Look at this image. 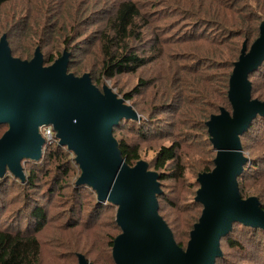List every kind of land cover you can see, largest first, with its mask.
<instances>
[{
    "label": "water",
    "instance_id": "water-1",
    "mask_svg": "<svg viewBox=\"0 0 264 264\" xmlns=\"http://www.w3.org/2000/svg\"><path fill=\"white\" fill-rule=\"evenodd\" d=\"M43 61L38 46L29 60L12 56L6 35L0 37V124L7 125L0 137V177L8 170L23 181L22 162L41 159L40 129L51 126L57 145L74 154L80 171L76 184L91 187L98 202L116 206L120 233L112 242L114 264H215L222 255L220 239L233 223L264 229L258 198H242L237 181L248 161L241 136L264 115V101L251 97L248 79L264 61V19L258 37L249 47L242 42L233 63L227 92L231 111L220 107L206 122L214 167L196 178L194 201L202 210L185 248L158 212L159 173L142 159L127 164L113 135L123 118L142 117L109 86L93 84L90 73L68 72L66 52L49 65ZM77 264L93 263L77 254Z\"/></svg>",
    "mask_w": 264,
    "mask_h": 264
},
{
    "label": "rangeland",
    "instance_id": "rangeland-1",
    "mask_svg": "<svg viewBox=\"0 0 264 264\" xmlns=\"http://www.w3.org/2000/svg\"><path fill=\"white\" fill-rule=\"evenodd\" d=\"M136 1L141 13L149 23L143 28L142 42L133 43L134 49L151 57L149 49L153 44L154 37L159 34L164 40L162 53L155 55L147 65L139 68L135 73H123L113 78H103L98 86L101 89L103 85H107L122 98L125 93L132 94L133 97L126 102L133 104L142 116L141 124L126 122L115 129L114 135L118 140L137 145L139 159L148 162L149 166L152 167L151 161L160 145H168L174 140L182 143L180 153L184 160L183 163L186 165L185 182L184 184L176 183L174 187L177 193L168 188V194L176 198L179 196L177 200L185 198L184 202H187L194 195L191 193L194 190L192 185H198L196 172L201 165L208 163L210 156H213L215 151L211 147L208 136H205L202 130H192L188 124L181 127L182 118L179 117V113L186 108L194 107L198 103L188 105L189 102L179 101V89L176 83L181 82L180 79L187 86L189 96H196L195 93H191L192 89L189 88V82H192L190 76L183 70L184 66L192 63V58H188L187 55L183 59L179 57V53L186 52L190 54L189 56L194 54L198 58L206 57L205 53L198 50L200 43L208 38H217L219 33H214L215 30L212 29L206 33L197 32L196 38H191L190 43H186L188 41L180 43L175 40L185 37L190 28H186L182 23L183 21H180L179 14L170 15L172 14V8L169 5L170 0ZM228 1L233 2L234 0ZM27 2H30L28 6L24 5L23 11L16 12V15L13 14L14 18L11 21L13 29L10 40L13 43L10 48L13 55L22 59H30L35 46L40 44L44 54L43 58L47 60L46 64L49 60L52 59L53 61L60 57L63 52H66L68 59L72 60L69 65L70 72L75 75H81L85 72L96 74L102 59L99 39L114 0H31ZM236 8L243 13L252 12L250 11L251 8L243 3V0L236 3ZM10 10L12 11V8ZM0 16L3 17L2 14ZM262 19L264 16L260 18V20ZM174 26V29L165 31V28ZM67 28L69 32L64 34L63 32ZM202 34L205 36L201 37ZM245 36L248 37V46H250L258 37V33L254 37L255 26L248 34H242L229 42L222 60H228L227 56L233 50L239 54ZM65 38H69V40L65 42ZM202 38L205 39L202 40ZM16 50H20L24 54L21 55ZM231 69L230 63L225 69H206L202 66L206 76H211V83L205 86L207 91L213 93L216 90V95L221 94L218 83L219 73L230 72ZM250 80L253 84V97L264 99V78L256 72L250 76ZM142 81L145 82L144 85H142ZM195 89L196 91L202 90L200 85ZM134 90L138 92L134 94ZM162 93L170 94L171 97L162 99L160 98ZM203 101L205 102V100ZM141 125L143 126L141 127ZM137 129L141 131H137ZM6 130L7 125L0 124V137ZM251 135L257 139L263 138L259 129ZM242 140L245 143L252 141L246 136L242 137ZM248 145L243 150L245 155L251 154ZM257 152L264 153V146L259 148ZM69 154L70 162L66 163L69 169V174L66 176L67 182L63 189H56L51 194L48 189L60 171L56 168L58 164L56 161H52V163H47V160L38 161V164L32 160L22 162L24 179L32 171L36 173L33 175L35 178L34 185L10 177L8 174L6 178L0 177V183L7 181V185L0 186V227L4 226L6 229H11L9 228L10 222L18 217L14 215L15 211L18 210L17 215H29L30 208L37 203L43 207L47 216L46 223L37 233L40 242L43 243L41 264H76L75 252L84 253L90 261L92 258L98 257L99 264H113L109 251H106L107 246L103 243V236L107 232L113 233L116 207L110 205L93 220L87 219L86 208L90 210V206L96 202V198L92 197L89 189H87L89 187H87L79 194H74V199L77 200L75 202L81 203L80 208L77 203H73L72 186L80 171L74 161V154L72 152ZM261 168V166L258 167V169ZM261 178L256 181L252 179L247 185L256 189L259 187ZM263 181L264 179L261 182ZM166 184L171 185L173 181H166ZM161 205L169 208V204L164 200H161L159 207ZM72 207L76 211H73ZM201 209L200 206H197L193 213L200 215ZM28 220L29 216L17 224L18 226L24 225L23 229H25ZM186 241V238L182 239L183 246H186ZM83 245L89 249L91 257L80 249ZM221 248L228 253L233 251L225 242L222 243ZM233 254H236L235 258H240L235 251Z\"/></svg>",
    "mask_w": 264,
    "mask_h": 264
},
{
    "label": "trees",
    "instance_id": "trees-1",
    "mask_svg": "<svg viewBox=\"0 0 264 264\" xmlns=\"http://www.w3.org/2000/svg\"><path fill=\"white\" fill-rule=\"evenodd\" d=\"M23 1L27 2L31 0ZM23 1L0 0V14H2L3 16H0V31H2L0 33V37L3 34L6 35L9 47L13 43L10 40V34L13 29L11 22L14 18L13 16L16 15V12L23 11L25 9L23 6H28V4L30 3H25ZM238 1L239 0H234L233 2H230L228 0H170L171 3L169 2L170 7L172 8V14L170 15L179 14V16L181 17L180 21H183L182 23L186 28H190V30H187L188 34L185 35V37L176 39L175 41H178L180 43H185L184 41H188L186 43H190L189 41H191V38H196L197 32L206 33L210 29L215 30L214 33H219L217 38H202V40L205 39L206 41H202L200 43L198 50L202 53H205L206 57L198 58L194 54H192L193 56H189L190 54H187L186 52L179 53V57H182L183 59H185L187 55L188 58H192V63L184 66L183 70L187 73V75L190 76V79L192 81L189 82V88L192 89L191 93L196 94V96L192 95L190 97L187 91V86L183 83V80L180 79L181 82L176 83L177 88L179 89V101L189 102L188 105H191L192 103H198L197 105H194V107L186 108L179 113V117L182 118L180 124L181 127L188 124V127L192 130H202L204 135L208 136V140L209 134L207 132L206 122L209 120L210 116L212 114L218 113L220 107H224L225 109L231 111V105L227 97V92L229 77L232 69L230 72L219 73L220 79L218 80V83L220 84L219 89H221V94L216 95V90L211 93L205 88L208 83H211V76H206L207 74H205V70H202V66H204V68L206 69H225V67H228V63H230V67L233 68V63L238 59L239 56V54H237L235 50H233V52L227 56L228 60H222L225 55V49L227 48L229 42H231L235 37H238L242 34H248L251 29H254V26V37L257 36V33L259 35V25L263 20H260V18H263L264 16V0H243V3L251 8L250 11L252 12L250 13H243L242 11H239L236 8V3ZM10 8H12V11L14 13L10 10ZM148 23L149 21L146 20L144 15L141 13V9L136 0H114L111 10L109 11V15L105 19V28L101 32L102 35L99 39V49L102 54L100 68L96 74H90L92 83L95 84L99 89L100 87L98 86V84L103 78H113L114 76L123 73H135L136 70L147 65L155 55L157 56L162 53V42L164 40L161 39L159 34H156L153 44L149 49L151 51V57L146 56L143 53L141 54L139 50L134 49L133 43L142 42L143 28L146 27ZM174 28L175 26L169 28L167 27L165 28V31L167 32ZM68 32L69 30L67 28L63 33L67 34ZM204 36V34L201 35V37ZM244 38L247 41L248 45V37L245 36ZM68 40L69 38L64 39L65 42ZM37 46L42 52L41 45L37 44L35 48ZM16 51L21 55L24 54V52L20 50ZM11 54L12 56H14L12 51ZM43 60L44 65H49L54 61H52L51 59L46 64L47 60L45 58H43ZM71 61L72 60L68 61V72H70L69 65ZM213 61H215L216 63ZM256 72L264 78V61L253 73ZM252 74H250L248 77L249 81L251 82V97L264 101V99H260L259 97H253V84L250 80V76ZM144 84L145 82L142 81V85ZM199 85L201 86L202 90L196 91L195 88ZM137 92V90L133 91L134 94ZM186 93H188V95H186ZM131 95L132 94L130 93H125L123 95V98L125 99V101L130 100L133 97ZM170 97V94L164 93H162V95L160 96V98L162 99H168ZM203 100H205V102ZM132 107L134 108V110H136L133 104ZM141 120L123 118L114 127L113 135L115 133V129L121 127L122 124L126 122L141 124ZM142 126L143 125H141V127ZM258 129L259 132H262V139H257L251 135ZM137 131L141 130L137 129ZM245 136L247 138H251L252 141L245 143V141L242 140V137ZM118 142L120 150L122 152V156L124 157L127 164L131 166L134 165L140 157L138 146L128 144L124 140L120 139L118 140ZM241 144L243 150L244 148H247V144H249L248 148L251 149V154H244L248 158V161L244 165L241 175L237 178L240 195L242 198L256 196L262 208L264 209V181L261 182L264 179V153L261 154V152H257L259 148L264 146V115H258L251 122L248 130L241 136ZM181 148L182 143L177 140H174L168 145H160L155 152V157L151 161V165L153 169L160 175L159 182L161 194L157 196L158 206L160 205L161 200H164V202L169 204V208H167L165 205H161L158 209V212L172 231L175 242L180 247L185 248L186 246H183V244L181 243L182 239L186 238L188 241L189 232L200 216L193 213V211H196L195 209L197 206H200L202 208V205L194 201V196L198 188V185L196 184L192 185V187H194V190L191 191L192 194L194 193L193 198L190 197L187 202H184L185 198L177 200L179 196H177L176 198L171 197L168 194V188L173 189V191L175 192L176 190L174 186L176 185V183L184 184L185 182L186 165L185 163H183L184 160L181 157ZM69 153L70 152L65 147L57 145V140L47 142L44 145L42 157L39 162L47 160V163H52V161H56L58 163L56 168L60 169V171L56 174L55 178L51 182L50 188L48 189L50 194L55 192L56 189H63L65 183L67 182L66 176L69 174V169L66 163L68 161L70 162V158L68 156L70 155ZM214 157L215 154L213 156H210L208 163L200 166V169L196 172L197 176L201 172H209L212 170V168L214 167ZM34 163L38 164V161ZM259 166H261L262 168L258 169ZM152 167L149 166V169L153 170ZM7 174L10 175V177L14 178V176H12L13 174L8 170H6V172L3 174V178H6ZM34 174L36 173L32 171L30 175L23 181L28 183L29 185H34ZM260 177L262 178L260 180L258 188L254 189L247 185L250 180L253 179L254 181H256ZM166 181H173V184H166ZM2 185H7V181H2L0 183V186ZM87 187L89 186L77 185L76 180L72 186L73 203H77L79 208L81 206V203L79 204V202H75L77 200L74 199V194H79L80 191H84V189ZM87 189H89L92 197L96 198L95 191L92 190L91 187ZM187 190L190 191V189ZM110 205L112 204L109 202H98L96 199V202H94V204L90 206V210L86 208L85 215L87 219L91 218V220H93L98 216V214H100ZM72 210L76 211L74 207H72ZM17 213L18 210L15 211L14 214L18 216L17 218L12 215V217H14L15 219H13L9 224V228L11 229H6L4 226L0 227V264H41L43 243L40 242L37 233L46 223V213L43 207L37 203H35L34 206L30 208L29 215H17ZM28 216L29 220L27 221L25 229H23L24 225L22 226L20 224V226H18L17 223H19V221L23 222ZM118 233H120V230L115 222L113 233L111 234L110 232H107L103 236V243H105V245L107 246L106 251H109V255H111L113 239ZM223 242H225V244L230 249H233V251H235L240 258H235L236 254L234 255L233 251L229 253L223 251L221 248ZM80 249L86 252V254L88 253L87 255H89L90 251L85 245L81 246ZM220 249L222 255L216 259L215 264H264V229L235 222L232 225L231 231L226 236L220 239ZM77 254H83L85 258L93 264L100 263V261H98V257L92 258V262L82 252H75L76 259Z\"/></svg>",
    "mask_w": 264,
    "mask_h": 264
},
{
    "label": "built area",
    "instance_id": "built-area-1",
    "mask_svg": "<svg viewBox=\"0 0 264 264\" xmlns=\"http://www.w3.org/2000/svg\"><path fill=\"white\" fill-rule=\"evenodd\" d=\"M41 135L45 139V143L53 141L54 138V132L52 130L51 126H44L40 129Z\"/></svg>",
    "mask_w": 264,
    "mask_h": 264
}]
</instances>
